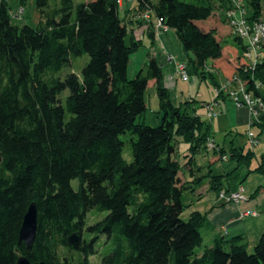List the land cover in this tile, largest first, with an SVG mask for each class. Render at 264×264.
Listing matches in <instances>:
<instances>
[{
  "label": "trees",
  "instance_id": "trees-1",
  "mask_svg": "<svg viewBox=\"0 0 264 264\" xmlns=\"http://www.w3.org/2000/svg\"><path fill=\"white\" fill-rule=\"evenodd\" d=\"M50 1L35 0L40 21L30 27L13 25L6 0H0V264H16L20 256L30 263L91 264L88 256L100 239L111 249L99 264H264V229L251 253L241 235L216 237L198 251L205 216L191 212L181 219L187 208L181 196L190 187L179 173L189 161L180 165L174 155L180 144L188 146L183 159L204 151L209 126L188 102L171 103L153 56L144 72L127 79L129 57L142 43L119 17L118 0H52L51 8ZM134 2L135 13H148L174 32L200 77L213 80L205 69L221 61L225 75L240 71L242 43L223 14L213 17L225 10L224 0ZM244 2L248 19L258 20L264 0ZM228 38L235 49L225 55ZM83 55L88 62L79 75L52 76ZM253 75L264 82V60ZM150 80L161 111L155 127L137 121L146 111ZM258 128L260 134L264 126ZM126 133L130 137L121 140ZM125 147L129 162L122 158ZM213 153L226 155L221 148ZM252 154L231 149L229 159L249 166ZM252 172L264 177V156ZM222 177L208 174L209 190L220 192ZM202 179L191 183L198 186ZM31 203L36 235L27 251L18 232ZM90 210L106 214L85 228L86 241ZM76 234L77 249L67 245Z\"/></svg>",
  "mask_w": 264,
  "mask_h": 264
},
{
  "label": "rangeland",
  "instance_id": "rangeland-1",
  "mask_svg": "<svg viewBox=\"0 0 264 264\" xmlns=\"http://www.w3.org/2000/svg\"><path fill=\"white\" fill-rule=\"evenodd\" d=\"M92 0H72L74 5H78L81 3H87ZM131 1V0H129ZM8 5L11 23L16 26L28 25L30 27H35L39 21V14L35 6V0H6ZM53 5V1L49 2V7L51 8ZM263 14H264V4H263ZM122 12L119 11V17L122 18ZM219 16V15H218ZM214 14V18H218ZM224 26V25H223ZM142 46L138 48L135 52H133L129 57V62L126 69L127 79H133L139 71H143L145 69V64L148 62L149 58L152 56L156 59V61L161 66L162 70V79L164 80L163 87L171 86L172 88L168 89V96L170 101H172L174 105H178L177 101L179 100L182 104L188 102L186 107L188 109H195V114L200 118V120L209 126V137L212 139L219 148L223 149L228 156L227 161H221L220 159L216 161L213 165V168L216 172L225 173L222 177V184L225 188L229 187L231 190L235 189L236 191L239 187H242L245 191V196L248 197L256 196L259 200L260 195L256 192L258 188L264 190V177L259 173H254V170L260 162L261 156H264V129L262 130L261 135L259 136L257 133L259 132V128L257 126H249V130L255 138L258 137V144L256 147L252 148L249 146L247 142V133L242 130L230 131L227 128L230 121L228 116L231 118L234 115L233 108L228 107V114L226 110H223L221 113L217 114L216 118L212 120H207L205 118V111L203 110V104L207 102H211L214 99L219 100L220 98L227 99L226 97H217L215 94L216 85L221 84L225 81V78L229 76L225 75L227 72L226 61L220 62V64H213V70H210L213 75V80L208 75H205L204 78L200 77L198 73H196L190 63H188V56L182 49L181 44L175 38L169 39L167 44H161L160 40L157 39L154 44H151L148 40H142ZM231 39L228 38V45L223 47V54L227 55L228 53L234 52V47L231 45ZM230 43V44H229ZM230 59H232L231 54H228ZM167 57L171 58V62L167 61ZM88 62V57L83 55L79 58H75L71 61L70 65L63 67L60 71L53 73L52 76L62 80L67 74L73 73L75 75H79L81 69ZM175 63H180L185 65L186 72L189 75V81L184 83L180 80V77L175 75ZM223 70L225 73H223ZM172 73V74H171ZM172 76L171 78L168 76ZM67 95V92H64L63 97ZM228 100V99H227ZM144 102L146 105V111L138 118V122H143L149 127H155L159 124V120L161 117L160 109H159V98L157 95V91L154 87L149 86L146 88L144 92ZM229 102V101H228ZM218 113V108L216 109ZM227 129V131H223ZM130 137L128 133L120 136L121 140H126ZM250 147V149H249ZM183 148V147H182ZM242 149L243 153L250 150L252 154V160L249 163V166H246L244 162L237 163L234 159H229V151L231 149ZM206 152L211 156L214 154L213 152ZM263 151V152H261ZM218 157V154H214ZM122 158L126 161H130L129 150L127 147L122 152ZM182 158V157H181ZM179 159L180 163L182 159ZM183 170V169H182ZM214 172V174H216ZM70 186L73 190H77L78 181L73 180L70 183ZM230 193V192H227ZM197 201V197L193 195L192 192L186 190L182 193L181 202L187 208L181 215V219L183 221L187 220L188 215L190 214L189 210L191 207L195 205ZM250 200V206L253 204H257V201L252 202ZM192 203V204H191ZM250 209L258 210L257 208L251 207ZM264 210V209H263ZM105 212H98L96 210H90L86 214L85 226L83 230L82 237L84 240L88 241L89 236L85 232V228L93 225L94 223L100 221L104 216ZM253 236L252 233L248 235V239L245 238L246 242L248 241V253H251L253 246L257 243L258 237ZM103 239H100L98 244L94 245V250L96 253L94 255L88 256V261L91 264H99L101 259L106 256L111 247L110 245H103ZM206 245V239L203 238L202 246L198 249L201 251L203 247Z\"/></svg>",
  "mask_w": 264,
  "mask_h": 264
},
{
  "label": "crops",
  "instance_id": "crops-1",
  "mask_svg": "<svg viewBox=\"0 0 264 264\" xmlns=\"http://www.w3.org/2000/svg\"><path fill=\"white\" fill-rule=\"evenodd\" d=\"M119 6L120 11L123 14L122 18L127 25L128 32L136 39H139L141 43L143 42V39H146L151 44H154L155 41L159 39L161 44H163V42L167 44L169 39L174 38L175 34L172 30H167L166 32L159 33L155 32V20L150 18V20L145 21L139 14L133 11L135 8L134 0H119ZM222 12L223 11L221 10H217L214 12V14L222 16ZM151 32H153V39L149 37ZM168 76L172 80V76L169 74ZM162 81L164 84V80ZM153 85L154 80H150L147 82L146 88H148L149 86L153 87ZM164 88L168 90L172 87L165 86ZM171 103L173 102L171 101ZM177 104L181 105L182 103L178 100ZM229 106L233 108L234 115L232 118L228 116V119L230 121L229 125H227L228 130L239 131L242 130L241 128H243V131L247 132L250 126V118L245 108H236L232 102H228L227 99L220 98L218 100V113L216 112V116L223 110H226L228 114L227 109ZM216 116L214 118H216ZM223 131L225 132L227 131V129H224ZM261 133L257 134L260 136ZM187 150V145H178L176 153L174 155V159L180 163L179 159L182 157V162L180 163V165H184L187 161H189L187 166H184L182 168L183 170L181 169L179 178L182 184L184 183L187 185V187H190L189 191L192 192L193 195H195V198L197 197L195 205L189 209L191 210L190 213L199 212L201 214H204L205 216V222L200 229V233L202 235V239H206V244H208L206 246L211 245L213 239L219 236L233 237L241 235L244 238L248 239V235L252 233L254 237H259L262 230L264 229V190L261 189L262 187H260L258 191V194L260 195L259 200L256 198V196L248 197V195H244L246 200L240 202L238 205L232 203L226 204L222 201H219L217 199L218 193L209 190V180L208 178H206L208 174L225 176V173L216 172L213 168V165L218 160L217 156H215L214 154L210 156L208 152L204 150L194 155L191 160H189L190 157L187 159H183L184 156H189ZM214 172H216V174H214ZM199 178L203 179L199 182L198 186L191 183L193 180L197 181V179ZM222 190H225L226 192H233L235 189L231 190V188L229 187H224ZM250 200H253L252 202L257 201V204H252L250 206ZM251 207L257 208L258 210L250 209ZM223 229L226 230L225 234L223 232ZM246 243L248 246V241Z\"/></svg>",
  "mask_w": 264,
  "mask_h": 264
},
{
  "label": "built area",
  "instance_id": "built-area-1",
  "mask_svg": "<svg viewBox=\"0 0 264 264\" xmlns=\"http://www.w3.org/2000/svg\"><path fill=\"white\" fill-rule=\"evenodd\" d=\"M226 8L223 16L231 27L232 34L242 43V48L236 56L240 71L229 74L225 81L216 85V98L226 97L232 102L236 108H245L250 118V127L264 126V82L255 78L253 75L256 67L264 60V14L258 20H249V12L246 8L244 0H224ZM119 3V0H118ZM145 21L150 20L148 13L140 15ZM155 32H166L159 20L154 23ZM233 60V59H230ZM167 61L171 62V58L167 57ZM206 72L211 71L206 68ZM175 75L180 77L184 83L189 81V75L186 72L185 65L175 63ZM218 100L204 103L205 118L212 120L216 116ZM248 132V133H247ZM247 142L250 147L254 148L258 144L255 136L247 131ZM207 151L218 153L220 148L212 139H208L205 143ZM221 161H227L228 157L220 155ZM244 189L239 187L236 191L227 193L221 190L217 194V199L226 204L232 203L238 205L245 201ZM254 215V214H253ZM224 234L226 230L223 229Z\"/></svg>",
  "mask_w": 264,
  "mask_h": 264
},
{
  "label": "water",
  "instance_id": "water-1",
  "mask_svg": "<svg viewBox=\"0 0 264 264\" xmlns=\"http://www.w3.org/2000/svg\"><path fill=\"white\" fill-rule=\"evenodd\" d=\"M1 160V157H0ZM36 218L37 212L33 203L29 204L26 213L23 216L22 223L18 232V243H23L27 251H30L32 243L36 235ZM67 245L72 248H79L80 236L79 234L71 235L67 238ZM16 264H44V263H30L26 257L20 256Z\"/></svg>",
  "mask_w": 264,
  "mask_h": 264
}]
</instances>
